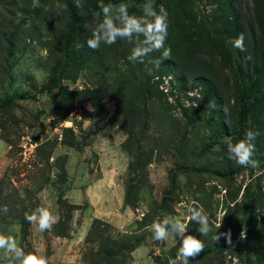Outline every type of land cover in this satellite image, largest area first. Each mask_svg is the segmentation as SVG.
Masks as SVG:
<instances>
[{
    "label": "rangeland",
    "instance_id": "rangeland-1",
    "mask_svg": "<svg viewBox=\"0 0 264 264\" xmlns=\"http://www.w3.org/2000/svg\"><path fill=\"white\" fill-rule=\"evenodd\" d=\"M146 2L0 0V234L48 264H169L179 240L154 241L150 226L178 217L205 245L189 264H264V60L251 1L235 0L243 52L223 0H151L168 13L167 59L129 61L135 37L87 46L101 3L139 17ZM73 17L88 27L64 56ZM247 130L260 133L258 168L228 158ZM40 207L57 217L51 231L25 219ZM190 207L208 215L206 236Z\"/></svg>",
    "mask_w": 264,
    "mask_h": 264
},
{
    "label": "clouds",
    "instance_id": "clouds-1",
    "mask_svg": "<svg viewBox=\"0 0 264 264\" xmlns=\"http://www.w3.org/2000/svg\"><path fill=\"white\" fill-rule=\"evenodd\" d=\"M77 7H81L80 0H77ZM33 9L42 7L40 0H31ZM101 12L96 13V20L99 21L93 29L91 37L86 44L92 50H98L101 44L112 45L118 39L133 43L136 38L135 46L132 48L128 60L136 63H144L145 58L155 51H162V57L167 59L171 55V48H166L165 43L168 36V13L164 8L157 11L151 2L141 5L143 15H129L126 4L99 5ZM102 15V19H101ZM85 27H88L86 24ZM143 36V41L139 37ZM244 34H239L233 41L232 46L245 51ZM82 47V45H77ZM158 66L160 61L155 62ZM191 95V93H190ZM260 135L259 131L247 130L243 139L235 143L229 139L228 158L241 167L258 168L259 161L254 158L256 145L254 141ZM0 211L7 213V206L0 207ZM187 216L189 222L198 225L197 231L201 236H206L211 227L209 217L202 207H190ZM25 219L36 226L40 233L51 231L57 223V217L47 207H40L29 213H25ZM153 240L165 242L170 237L179 240L180 247L175 259H170L169 264H189L191 260L197 258L204 250V242L197 236L188 234L187 225L178 217H166L162 221L154 222L151 226ZM217 228L220 224L216 225ZM228 243L231 244L230 233ZM0 251L5 254V259L9 264H48L46 257L29 252L25 253L17 241L11 236L0 234Z\"/></svg>",
    "mask_w": 264,
    "mask_h": 264
},
{
    "label": "trees",
    "instance_id": "trees-1",
    "mask_svg": "<svg viewBox=\"0 0 264 264\" xmlns=\"http://www.w3.org/2000/svg\"><path fill=\"white\" fill-rule=\"evenodd\" d=\"M108 1L114 4L120 0H108ZM250 1H251V16H252V20L255 23V31H256V35L254 38L255 40L253 43L259 46L261 52L260 57L262 60H264V0H250ZM222 5H225V10L227 11L226 15L231 19V23L234 24L233 28L231 29V35L235 39L239 34L242 33V28L239 25V20L242 19L240 10L235 7V0H223ZM84 25H85L84 20L78 19L77 17L72 18L66 34L65 45H64V56L68 54L69 51L68 43L70 38L77 36V33H81L84 30ZM63 62L65 66L67 60L64 59ZM62 72L63 69L59 73L49 76L46 83L50 82L54 78L59 77L62 74ZM254 85H255L254 82H251L249 84V89L252 90ZM44 86L45 84L42 85L40 89L43 88ZM250 90L248 91L246 90V92L249 93ZM16 98H20V95H17ZM10 102L11 99H8L5 101L4 104H8ZM247 112L248 110L245 107H242L238 111L240 125H242V123L244 122Z\"/></svg>",
    "mask_w": 264,
    "mask_h": 264
}]
</instances>
